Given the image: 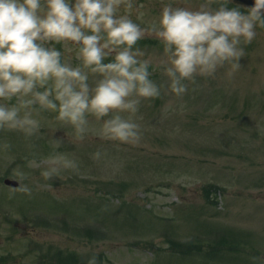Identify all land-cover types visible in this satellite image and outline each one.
I'll return each instance as SVG.
<instances>
[{"label": "rangeland", "instance_id": "rangeland-1", "mask_svg": "<svg viewBox=\"0 0 264 264\" xmlns=\"http://www.w3.org/2000/svg\"><path fill=\"white\" fill-rule=\"evenodd\" d=\"M133 2L140 8L131 18L147 27L162 4L176 0ZM188 2L195 8L200 0ZM54 46L64 53L62 62L76 66ZM136 47L152 61L149 78L160 96L141 99L135 114L121 113L139 126L135 145L102 139V121L94 117L77 140L57 113L38 105L33 118L40 126L32 136L0 129V264H38L51 247L42 264H57L58 249L74 251L81 264H89V255L99 256L96 264H264V28L241 44L245 55L231 76L227 64L212 76L197 75L183 81L181 96L171 92L159 63L163 45L145 37ZM53 156H66L77 168L46 179L41 173ZM6 177L19 185L6 184ZM209 184L220 187L210 200ZM61 205L71 212L58 210ZM66 211L68 217L56 219ZM98 223L99 237L81 235ZM217 231L224 237L214 245L194 242L201 244L185 254L168 248L171 239L206 241ZM237 241L241 246L230 251Z\"/></svg>", "mask_w": 264, "mask_h": 264}, {"label": "clouds", "instance_id": "clouds-1", "mask_svg": "<svg viewBox=\"0 0 264 264\" xmlns=\"http://www.w3.org/2000/svg\"><path fill=\"white\" fill-rule=\"evenodd\" d=\"M178 2L185 6L174 7ZM231 2L200 0L194 8L188 0H176L162 4L159 16L141 27L131 18L140 8L133 0H0V129L32 136L40 126L33 118L38 105L57 113L55 119L71 126L77 140L84 139L88 117H94L102 121V139L135 145L139 126L121 113L135 114L141 99L160 96L149 78L152 61L137 42L153 37L163 45L159 63L166 65L169 88L177 96L187 91L183 81L212 76L226 64L231 76L245 55L241 44L251 43L256 29L264 28V0L245 4L243 11L229 8ZM54 45L76 66L62 62L64 53ZM47 164L41 173L46 179L77 168L66 156L49 157ZM89 264H96L95 257Z\"/></svg>", "mask_w": 264, "mask_h": 264}, {"label": "water", "instance_id": "water-1", "mask_svg": "<svg viewBox=\"0 0 264 264\" xmlns=\"http://www.w3.org/2000/svg\"><path fill=\"white\" fill-rule=\"evenodd\" d=\"M245 4H252L254 2V0H236ZM6 182L11 184V185H17L16 181L10 180V179H6Z\"/></svg>", "mask_w": 264, "mask_h": 264}]
</instances>
